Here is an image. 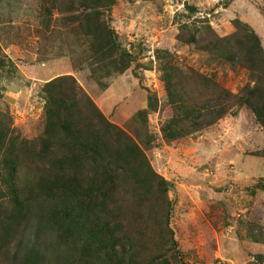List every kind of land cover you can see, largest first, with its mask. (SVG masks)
I'll list each match as a JSON object with an SVG mask.
<instances>
[{
    "label": "rangeland",
    "instance_id": "1",
    "mask_svg": "<svg viewBox=\"0 0 264 264\" xmlns=\"http://www.w3.org/2000/svg\"><path fill=\"white\" fill-rule=\"evenodd\" d=\"M212 82L264 84V0H0V264H264V116Z\"/></svg>",
    "mask_w": 264,
    "mask_h": 264
},
{
    "label": "trees",
    "instance_id": "2",
    "mask_svg": "<svg viewBox=\"0 0 264 264\" xmlns=\"http://www.w3.org/2000/svg\"><path fill=\"white\" fill-rule=\"evenodd\" d=\"M96 16L99 15V12H95ZM89 15L86 13L85 16ZM81 29L83 32L90 37L91 44L89 46V51L92 52L91 56L100 60V64L107 71V74L114 72H121L128 66L129 56L120 51L116 53L117 45L113 35L112 30L109 25L99 18H95V26L90 27L88 24V19L85 18L83 21H79ZM110 67L114 69L111 70ZM57 79L67 80L70 79L75 83V79L71 76L66 75L59 77ZM214 88H218V94L215 97H212L208 101L207 107H204L203 110L196 116L201 118L203 115H213V118H219L223 114L227 113L230 106L244 104L247 105L259 119L264 116V84L261 87L253 86L251 89L249 87L245 88L243 92L233 93L227 89L219 87L218 84L212 82ZM255 93L257 96L256 99L250 98L248 92ZM260 120V119H259ZM264 124V120H260Z\"/></svg>",
    "mask_w": 264,
    "mask_h": 264
}]
</instances>
